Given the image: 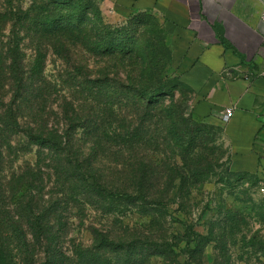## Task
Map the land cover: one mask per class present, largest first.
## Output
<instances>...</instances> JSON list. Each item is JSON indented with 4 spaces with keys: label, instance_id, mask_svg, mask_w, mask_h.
<instances>
[{
    "label": "trees",
    "instance_id": "1",
    "mask_svg": "<svg viewBox=\"0 0 264 264\" xmlns=\"http://www.w3.org/2000/svg\"><path fill=\"white\" fill-rule=\"evenodd\" d=\"M3 1L0 264L174 260L181 240L162 209L172 191L206 181L211 165L198 153L209 134L185 116L163 29L149 16L107 23L94 0ZM50 53L64 63L61 86L45 74ZM33 150V162L22 158ZM125 205L149 215V227L123 225ZM88 209L118 225H91L85 245L68 225L73 210L83 218ZM194 233L189 254L201 244Z\"/></svg>",
    "mask_w": 264,
    "mask_h": 264
},
{
    "label": "crops",
    "instance_id": "2",
    "mask_svg": "<svg viewBox=\"0 0 264 264\" xmlns=\"http://www.w3.org/2000/svg\"><path fill=\"white\" fill-rule=\"evenodd\" d=\"M162 20L171 70L194 87L193 113L220 126L233 172L264 178V24L260 0H109ZM233 108L230 117L224 110ZM264 180V179H263Z\"/></svg>",
    "mask_w": 264,
    "mask_h": 264
},
{
    "label": "rangeland",
    "instance_id": "3",
    "mask_svg": "<svg viewBox=\"0 0 264 264\" xmlns=\"http://www.w3.org/2000/svg\"><path fill=\"white\" fill-rule=\"evenodd\" d=\"M0 2L3 3L0 7H3L4 1L0 0ZM94 2L107 23H126L136 16L155 18L154 22L157 21L163 29L161 36H164L165 46L169 52L170 43L158 15L138 10L118 13L109 0H94ZM17 3L27 8L29 0H17ZM31 53L30 50L27 51L28 59ZM63 68L64 63L50 53L45 70L46 76L59 82L58 78ZM171 71L183 81L180 75ZM184 83L186 88L180 90L186 91L187 96L185 116H192L190 118L199 124L204 123L209 138L204 142L203 148L198 149V153L208 158L211 168L206 171L207 179L202 184L183 189L179 194H176L175 190L170 194L161 215L167 222L169 233L177 234L181 240L179 248L176 249L178 255L174 260L153 257L151 264H183L186 261L192 264H264V200L260 193L261 181L264 178L256 173L232 171L228 140L223 128L195 117L194 87L187 82ZM179 97L180 93L177 92L176 98ZM16 138L20 142L24 139L21 135ZM22 158L33 162L34 150ZM157 158L161 159L162 155ZM120 208L126 211L123 225L145 229L149 227L151 219L149 215L141 214L138 209L131 208L130 205ZM91 225L107 228L110 225H118V219L114 220L113 216H104L101 212L91 209L80 218L76 216V210H73L68 225L72 240L90 245ZM192 231L201 236L199 237L201 244L195 253L189 254L185 249L184 240L191 237Z\"/></svg>",
    "mask_w": 264,
    "mask_h": 264
},
{
    "label": "built area",
    "instance_id": "4",
    "mask_svg": "<svg viewBox=\"0 0 264 264\" xmlns=\"http://www.w3.org/2000/svg\"><path fill=\"white\" fill-rule=\"evenodd\" d=\"M260 1L262 2V5H263L261 13H260V19L262 23L264 24V0H260ZM232 111H233V108L231 107L226 108L224 110V116L230 117L232 115ZM260 193H261L262 199L264 200V180L261 181Z\"/></svg>",
    "mask_w": 264,
    "mask_h": 264
}]
</instances>
